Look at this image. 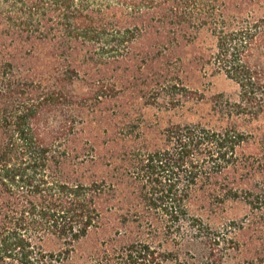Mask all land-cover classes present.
I'll use <instances>...</instances> for the list:
<instances>
[{"label":"trees","instance_id":"16d2710c","mask_svg":"<svg viewBox=\"0 0 264 264\" xmlns=\"http://www.w3.org/2000/svg\"><path fill=\"white\" fill-rule=\"evenodd\" d=\"M194 67L235 99L146 146L114 74L169 106ZM105 226L98 264H264V0H0V264H63Z\"/></svg>","mask_w":264,"mask_h":264},{"label":"rangeland","instance_id":"374dc122","mask_svg":"<svg viewBox=\"0 0 264 264\" xmlns=\"http://www.w3.org/2000/svg\"><path fill=\"white\" fill-rule=\"evenodd\" d=\"M191 47L186 48L187 58H192L197 54V50H201V54L208 53L207 51L212 47V41L205 36H201L196 40ZM198 54L195 57H198ZM192 58V59H193ZM157 70L156 67L151 72ZM121 73H115L116 82L119 79L123 80L124 86L132 88L134 92V97L132 100H127L126 105H123V114H128L135 119V123L132 125L130 132L136 133V128H141L143 131L142 139L148 147H164L163 130L172 124L189 125V124H211L215 118V112L218 108L222 97L235 99L236 87L235 85L227 80L222 74L213 73L207 67L206 70H196L195 67L186 70L180 76L182 83V88L175 91L176 96H174V101H169L171 104L166 105V99L161 97L160 99H154L149 97V88L145 89V84L149 81L154 83L153 80L157 76L149 77L151 80L145 81V77L148 76L147 73L135 72H125L122 76ZM159 80V79H157ZM116 83V84H117ZM148 90V91H147ZM128 93L130 90L128 89ZM223 98V99H224ZM117 105L111 103V106ZM113 107V108H114ZM106 117L104 115L98 114L92 117V120H101L102 126L100 131L103 129L110 130L113 125L112 118H108L104 121ZM107 119V118H106ZM96 126V125H95ZM94 125L92 124V136L94 135ZM110 132V131H109ZM108 133V132H107ZM104 151H101L103 153ZM96 168L92 167V177L95 176ZM200 206L199 203L191 208V213L203 216L204 214L199 213L197 208ZM245 208L243 206H237L234 214H244ZM113 217H110L112 221ZM106 233L103 235L94 234L93 231L88 235L86 239L80 242L76 251L71 254L69 260H65L63 264H98L96 260L101 258L100 253L103 248L100 247V242L102 239L113 234L112 230L114 228H108L105 226L103 228ZM112 229V230H111ZM120 241L118 240V243ZM47 249H53L54 247L47 246ZM165 246L162 249L165 250ZM168 250L172 249V246L167 247ZM187 250V251H186ZM191 248H186L179 252V260L182 263L191 264L194 259ZM187 254V255H185ZM198 257V256H197Z\"/></svg>","mask_w":264,"mask_h":264}]
</instances>
